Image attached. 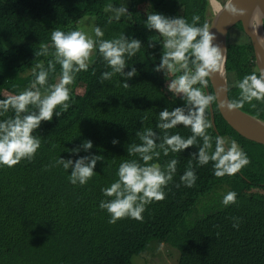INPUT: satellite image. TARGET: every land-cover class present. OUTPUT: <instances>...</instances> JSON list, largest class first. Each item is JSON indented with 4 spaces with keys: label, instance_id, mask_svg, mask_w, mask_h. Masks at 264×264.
<instances>
[{
    "label": "trees",
    "instance_id": "obj_1",
    "mask_svg": "<svg viewBox=\"0 0 264 264\" xmlns=\"http://www.w3.org/2000/svg\"><path fill=\"white\" fill-rule=\"evenodd\" d=\"M120 3L127 9L126 16L116 19L108 10L115 11ZM213 12L210 0H128L126 5L123 0H0V99L31 89L40 71L48 74L45 85H36L42 97L58 83L61 67L51 47L53 31H76L80 19L91 15L95 28L103 32L101 37L95 35L87 70L71 72L69 108L57 106L52 119L41 121L33 131L41 142L34 158L12 167L0 165V264H132V256L153 241L177 249V264H264V145L229 126L217 108L210 82L194 87L206 95L207 89L213 97V124L209 106L205 112L213 149L216 138L224 137L228 146L237 144L249 163L235 175L216 177L212 162L200 166L193 158L203 144L201 137L196 145L168 156L159 147L165 134L187 138L191 132L183 125L167 133L156 126L162 110L185 107V101L168 96L162 70H155L164 52L163 38L146 26L147 16L183 17L203 27L209 25ZM193 15L199 21L193 22ZM121 36L139 40L141 48L131 57L125 54L123 75L113 73L102 80L112 70L99 53V43ZM133 68L136 75L128 78ZM184 71L176 69L174 78ZM187 71L194 72L191 61ZM253 73L260 75L250 38L239 22L226 39L225 75L231 102L240 99L238 83ZM80 82L83 93L75 91ZM124 83L129 87L124 88ZM239 109L264 121V100L246 101ZM36 111L29 105L21 116ZM14 115L11 108L7 112L0 108V121ZM147 128L156 134L155 151L160 152L151 163L165 168L176 159V173L164 188L165 199L147 205L143 220L124 218L109 224V215L99 207L102 200L110 199L102 190L115 182L122 162L142 163L128 149L142 143L137 133ZM85 141L92 143L87 151L82 147ZM93 156L102 159L84 185L70 183L72 167L65 170L58 163L71 160L74 165L77 159ZM189 167L196 174L192 187L180 181ZM228 192L236 193V202L224 206ZM202 200L207 203L197 210Z\"/></svg>",
    "mask_w": 264,
    "mask_h": 264
},
{
    "label": "clouds",
    "instance_id": "obj_2",
    "mask_svg": "<svg viewBox=\"0 0 264 264\" xmlns=\"http://www.w3.org/2000/svg\"><path fill=\"white\" fill-rule=\"evenodd\" d=\"M212 2L210 0L213 7ZM218 3L220 2L217 1L216 4ZM115 11L116 19H119L127 9L121 7ZM226 11L233 16L244 14L242 9H238L231 2L226 6ZM199 19L200 17L196 15L192 17L193 22ZM209 25L206 23L203 27H196L189 24L183 17L168 18L158 13L147 16L146 26L155 30L163 38L164 52L155 70L167 69L170 74H175L176 65L185 69L183 74L170 81L168 90L185 101L187 113H185V107H176L171 111L164 109L159 113V122L156 126L167 133L177 125H183L191 132L187 138L179 133L165 134L159 147L163 150V155L168 156L169 152L179 153L196 145L197 137H201L203 144L199 146L198 152L193 154V158L200 166L212 162L213 174L216 177L232 176L249 163L247 156L235 142L228 146L225 138L220 136L216 138L213 149L212 139L206 134V129L210 127V124L205 118L206 109L213 97L210 94L206 95L200 88L194 87L197 84L206 87L209 80L220 72L221 63L224 60L221 47L213 43L217 37L214 32L210 31ZM95 35L103 36L100 28H95ZM50 39L51 47L61 67L58 83L52 85L50 92L42 97L36 85H45L48 74L40 71L31 89H26L18 95L8 96L6 99H0V108L4 112L11 108L15 113L12 118L0 121V165L12 167L22 159L31 161L34 158L41 142L32 134L33 131L39 127L41 121L52 119L57 106H62L65 111L69 108L67 102L70 94L67 86L73 83L71 72L73 70L86 71L88 68L86 61L92 56L94 40L80 31L65 33L60 30L53 31ZM47 47L48 45H41V48L46 49ZM140 48L139 40L126 41L123 36L117 40L101 41L98 48L99 53L112 70L104 73L102 80L110 79L113 73L123 75L126 64L125 54L131 57ZM39 54L37 52V55ZM189 61L194 68L191 74L187 71ZM126 75L131 78L136 75V69L133 68ZM122 86L129 87L127 83ZM237 87L240 89V99L226 105L230 110L241 107L246 101L264 100V72H261L259 76L255 73L245 76ZM207 91L206 89V93ZM29 105L35 106L37 111L21 116L22 113L28 111ZM56 115L59 116L60 113L57 112ZM137 135L142 143L133 145L128 152L130 156L138 155L142 163L135 159L122 162L119 165L115 182L102 190L104 196L110 199L102 200L99 207L109 215V224H115L124 218L143 220L142 213L147 205L165 199L164 188L176 173L178 164L176 159L170 160L165 168L158 163H151L154 159H159L160 152L155 151L157 148L156 134L150 128ZM115 143L116 141H113V144ZM82 147L85 151L92 148L91 141H85ZM72 151L76 152L78 149ZM100 159L102 158L99 156L82 157L77 159L74 165L71 160L66 162L59 160L58 163L62 164L65 170L72 167L69 176L70 183L84 185L94 175L96 162ZM180 181L186 187L194 186L195 171L189 167L180 177ZM235 202V192H228L222 200L224 206ZM233 227L238 228V224H233Z\"/></svg>",
    "mask_w": 264,
    "mask_h": 264
},
{
    "label": "water",
    "instance_id": "obj_3",
    "mask_svg": "<svg viewBox=\"0 0 264 264\" xmlns=\"http://www.w3.org/2000/svg\"><path fill=\"white\" fill-rule=\"evenodd\" d=\"M231 2L238 9L244 11L243 15L233 16L226 11V6ZM260 17L261 29L264 32V0H226L214 13L210 20L209 29L216 34L217 39L213 41L218 44L222 51L224 60L221 63L220 72L210 80L212 90L215 94L217 108L224 120L239 133L242 137L264 145V121L240 110L239 108L228 109L227 104L231 102L228 98V84L225 75L226 61V39L228 31L237 23H241L244 33L250 38L255 62L259 74L264 72V49L251 31V20L254 16ZM207 95L209 92L207 91ZM211 111V122L214 123L212 105L209 104Z\"/></svg>",
    "mask_w": 264,
    "mask_h": 264
},
{
    "label": "rangeland",
    "instance_id": "obj_4",
    "mask_svg": "<svg viewBox=\"0 0 264 264\" xmlns=\"http://www.w3.org/2000/svg\"><path fill=\"white\" fill-rule=\"evenodd\" d=\"M123 4L126 5L128 4V0H123ZM221 3L214 4L213 9L216 10L220 7ZM123 7L122 4L120 3V6L118 7L121 8ZM125 8V7H124ZM109 14L111 16L116 17L117 13L114 10H108ZM126 14L120 15V18H124ZM211 18V17H210ZM76 31H80L81 33L85 34L86 37L94 40L95 39V24H94V16L91 15H86L80 19V21L77 23V28ZM93 54H94V48L92 52V56L86 63L89 65L92 62L93 59ZM60 69V68H59ZM176 69H178L180 72L183 71L182 68H180L179 65H176ZM162 73L164 75V79L167 82V89H168V84L172 79H175L173 74H170L167 69H162ZM59 81V77H57ZM75 91L78 93H83L84 91V83L80 82V85L75 87ZM201 91H203L201 89ZM168 96L170 98L177 97V95H174L172 92L168 90ZM221 192V191H219ZM224 193V192H223ZM210 197V196H209ZM204 200V199H203ZM201 201L200 204L196 206L197 210H200L203 206V204L207 203V201ZM210 200V198H209ZM152 243V242H151ZM149 244V247L146 248L145 251L141 252L140 254H136L132 256V264H177V260L179 257V252L175 248H171L168 245L164 243L158 244V242L153 241L152 244Z\"/></svg>",
    "mask_w": 264,
    "mask_h": 264
},
{
    "label": "bare ground",
    "instance_id": "obj_5",
    "mask_svg": "<svg viewBox=\"0 0 264 264\" xmlns=\"http://www.w3.org/2000/svg\"><path fill=\"white\" fill-rule=\"evenodd\" d=\"M212 1H213L212 2L213 4H216L217 3L216 0H212ZM251 31H252V34L256 36V38H257L258 42L260 43V45L262 44L263 49H264V32L261 29L260 17L258 15L257 16H254L252 18V20H251ZM214 97H215V94H214ZM212 111H213V109H212ZM210 114H211V111H210Z\"/></svg>",
    "mask_w": 264,
    "mask_h": 264
}]
</instances>
